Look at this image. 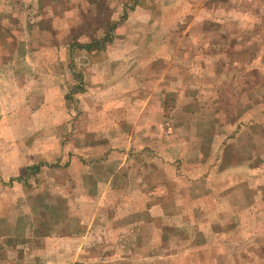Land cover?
Returning <instances> with one entry per match:
<instances>
[{"label": "rangeland", "instance_id": "1", "mask_svg": "<svg viewBox=\"0 0 264 264\" xmlns=\"http://www.w3.org/2000/svg\"><path fill=\"white\" fill-rule=\"evenodd\" d=\"M0 264H264V0H0Z\"/></svg>", "mask_w": 264, "mask_h": 264}]
</instances>
